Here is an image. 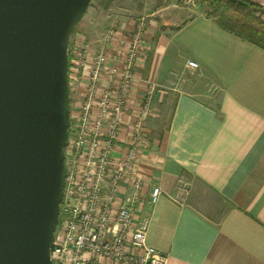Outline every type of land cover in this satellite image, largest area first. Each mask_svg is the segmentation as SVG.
<instances>
[{
    "label": "crops",
    "instance_id": "crops-1",
    "mask_svg": "<svg viewBox=\"0 0 264 264\" xmlns=\"http://www.w3.org/2000/svg\"><path fill=\"white\" fill-rule=\"evenodd\" d=\"M133 11L150 13L140 16L149 17L148 47L135 68L132 103L147 81L159 86L143 161L162 193L150 205L148 186L135 204L137 217L150 212L147 244L165 252L168 264H264V48L225 31L203 8L187 16L189 6L148 9L142 0ZM132 23L124 13L109 26L129 33ZM95 25L82 18L76 32L99 51L107 29L92 36ZM189 59L199 63L198 79L184 77L196 70ZM170 105L168 127L160 129L156 117Z\"/></svg>",
    "mask_w": 264,
    "mask_h": 264
},
{
    "label": "built area",
    "instance_id": "built-area-1",
    "mask_svg": "<svg viewBox=\"0 0 264 264\" xmlns=\"http://www.w3.org/2000/svg\"><path fill=\"white\" fill-rule=\"evenodd\" d=\"M146 31L145 17L133 19L129 33L126 25L113 24L99 51L76 28L71 36L67 173L52 264H168V255L146 242L150 212L137 217L135 205L144 201L148 186L150 205L162 193L143 161L145 124L158 84L147 81L132 103ZM187 65L199 68L193 59Z\"/></svg>",
    "mask_w": 264,
    "mask_h": 264
},
{
    "label": "water",
    "instance_id": "water-1",
    "mask_svg": "<svg viewBox=\"0 0 264 264\" xmlns=\"http://www.w3.org/2000/svg\"><path fill=\"white\" fill-rule=\"evenodd\" d=\"M92 0H0V264H52L69 141V44Z\"/></svg>",
    "mask_w": 264,
    "mask_h": 264
},
{
    "label": "rangeland",
    "instance_id": "rangeland-1",
    "mask_svg": "<svg viewBox=\"0 0 264 264\" xmlns=\"http://www.w3.org/2000/svg\"><path fill=\"white\" fill-rule=\"evenodd\" d=\"M142 0H92V3L88 7L86 13L83 16V19L87 21H92L96 25L92 28V36H99L107 29L110 23L117 18L118 15L124 14L130 18L135 19L142 15L148 14L150 12H130L134 6H137ZM148 9H151L161 3H170L176 2L182 7H191L192 11L185 12L187 16L196 15L199 9L203 8V3L199 0H144ZM253 2L258 3L264 7V0H253ZM133 6V7H132ZM132 8V9H131ZM126 9V12H118L120 10ZM125 11V10H124ZM170 13L164 12L158 17L159 23L161 25V18H166ZM258 15L264 17V11L258 10ZM146 19L149 17H145ZM163 28V26H161ZM151 47V45H150ZM148 54H151L150 52ZM201 76L199 69L192 70L186 74L184 77L198 79ZM209 85V84H208ZM210 84L208 87H211ZM172 111V105L168 106L165 110H162L159 113V116L156 117V123L160 129H166L170 121V115Z\"/></svg>",
    "mask_w": 264,
    "mask_h": 264
},
{
    "label": "trees",
    "instance_id": "trees-1",
    "mask_svg": "<svg viewBox=\"0 0 264 264\" xmlns=\"http://www.w3.org/2000/svg\"><path fill=\"white\" fill-rule=\"evenodd\" d=\"M205 17L222 29L264 48V7L253 0H199ZM92 3V1H91ZM90 3V4H91Z\"/></svg>",
    "mask_w": 264,
    "mask_h": 264
}]
</instances>
